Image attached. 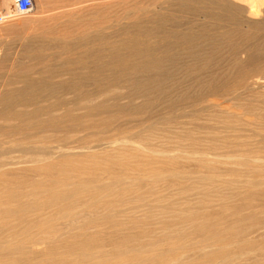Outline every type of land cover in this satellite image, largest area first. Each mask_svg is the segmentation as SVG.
<instances>
[{
	"label": "rangeland",
	"instance_id": "obj_1",
	"mask_svg": "<svg viewBox=\"0 0 264 264\" xmlns=\"http://www.w3.org/2000/svg\"><path fill=\"white\" fill-rule=\"evenodd\" d=\"M212 1L3 30L0 99L30 93L0 114V264H264V0Z\"/></svg>",
	"mask_w": 264,
	"mask_h": 264
},
{
	"label": "bare ground",
	"instance_id": "obj_2",
	"mask_svg": "<svg viewBox=\"0 0 264 264\" xmlns=\"http://www.w3.org/2000/svg\"><path fill=\"white\" fill-rule=\"evenodd\" d=\"M3 2H4V0H2ZM8 1H10V0H8ZM7 1V2H8ZM212 1V0H211ZM1 2V1H0ZM213 2V1H212ZM9 3V2H8ZM11 3H13L12 2V0H11ZM3 5V4H2ZM209 5V4H208ZM10 6V5H9ZM13 6V5H12ZM6 7H7V5H6ZM215 7V6H214ZM3 8H5V5H4V7ZM3 8H1V9H3ZM218 8V7H217ZM13 9V8H12ZM12 9H10L11 11H12ZM223 9V8H222ZM7 10V9H6ZM220 10V9H219ZM1 11V10H0ZM9 11V10H8ZM11 11H10V13H11ZM15 11V10H14ZM218 11V10H217ZM227 11V10H226ZM1 13V12H0ZM3 13H7V11H5L4 10V12ZM2 13V14H3ZM9 13V12H8ZM7 13V14H8ZM9 13V14H10ZM214 13V12H213ZM15 14L16 15H18L16 12H15ZM14 15V14H13ZM15 15V16H16ZM4 17H5V15H3ZM15 16H12V17H15ZM0 17H2V15L0 16ZM6 17H7V15H6ZM4 19V18H3ZM3 19H1V21H4ZM8 20H9V17L7 18ZM7 19H5V20H7ZM11 20H15V19H12V18H10ZM17 21H19V19H16ZM34 21V20H33ZM10 22V21H9ZM8 21H6V23H9ZM12 22V21H11ZM10 22V23H11ZM19 22H22V20L20 19V21ZM18 22V23H19ZM25 21H23V23H24ZM12 23H14V22H12ZM33 23V22H32ZM5 24V23H4ZM15 24H17V22L15 23ZM3 25V24H2ZM12 25H14V24H12ZM18 25V24H17ZM20 25V24H19ZM5 27H6V24L4 25ZM8 27H10L9 26V24L7 25ZM21 26H22V24H21ZM20 26V27H21ZM26 26V25H25ZM27 27H28V25H27ZM7 28V27H6ZM22 29V28H21ZM23 29H24V27H23ZM5 35V34H4ZM1 39H2V37H1ZM0 39V46H3L5 49H7L8 48V44H7V40L6 39H3V40H1ZM2 48V47H1ZM21 59H19V61H20ZM18 61V62H19ZM24 67H21V66H17V68L16 69H19V70H22ZM30 85H28V84H22L21 86H19V87H12V88H9L6 92H5V94L1 97V99H0V114H4V113H6V112H9V111H11L12 109H13V107H14V105L17 103V102H19V101H21V100H25L27 97H28V93H30L29 92V90H27L28 88L27 87H29ZM1 88V87H0ZM32 90V89H31ZM1 91V90H0ZM34 91V90H33ZM5 96V97H4ZM25 120V119H24ZM15 126V125H14Z\"/></svg>",
	"mask_w": 264,
	"mask_h": 264
},
{
	"label": "crops",
	"instance_id": "obj_3",
	"mask_svg": "<svg viewBox=\"0 0 264 264\" xmlns=\"http://www.w3.org/2000/svg\"><path fill=\"white\" fill-rule=\"evenodd\" d=\"M1 2H0V16L2 15V17H1V19H3L4 21H1L0 20V39H1V37H2V39L1 40H3V39H5V37H7L6 36V34H5V32H6V30H9V29H13V27H14V25H15V23L17 22V24H18V26H21V24H22V26H25L27 23H23V19H21L22 20V22H19L20 21V19L19 18H16V19H19V21H17L16 19H15V17H12V16H15L16 14H15V11H14V6H12L13 5V3H11V0L10 1H8V0H4V2L2 1V0H0ZM9 3H8V2ZM12 2H13V0H12ZM3 4V5H2ZM4 5H5V8H3L4 7ZM6 5H7V7H6ZM10 5V6H9ZM1 8H3V9H1ZM13 8V9H12ZM7 9V10H6ZM10 9H12V11L10 10ZM4 10L5 11H7V13L9 12L10 13V11H11V13L9 14H7V13H3L4 12ZM9 10V11H8ZM3 13V14H2ZM14 14V15H13ZM3 15H5V17L3 16ZM6 15H7V17H6ZM9 17V20L7 19ZM10 18H12V19H15V20H11ZM5 19H7V20H5ZM6 21H12V22H14V23H6ZM19 22V23H18ZM6 24V27L4 26L5 24ZM29 23H31V22H29ZM3 24V25H2ZM9 24V26L10 27H8L7 25ZM12 24H14V25H12ZM20 24V25H19ZM21 26V27H22ZM27 26V25H26ZM29 26V25H28ZM4 28V29H3ZM23 28V27H22ZM29 28V27H28ZM3 30H5V32L3 31ZM5 34V35H4ZM22 59V58H21ZM18 63V62H17Z\"/></svg>",
	"mask_w": 264,
	"mask_h": 264
},
{
	"label": "built area",
	"instance_id": "obj_4",
	"mask_svg": "<svg viewBox=\"0 0 264 264\" xmlns=\"http://www.w3.org/2000/svg\"><path fill=\"white\" fill-rule=\"evenodd\" d=\"M13 6L17 14H26L33 10V0H13Z\"/></svg>",
	"mask_w": 264,
	"mask_h": 264
}]
</instances>
